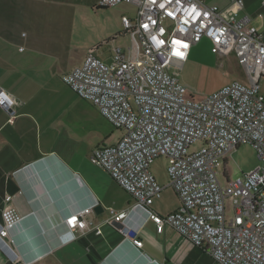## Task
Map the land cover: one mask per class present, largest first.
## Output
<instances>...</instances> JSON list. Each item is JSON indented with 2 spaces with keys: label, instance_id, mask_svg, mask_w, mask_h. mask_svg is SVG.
I'll list each match as a JSON object with an SVG mask.
<instances>
[{
  "label": "built area",
  "instance_id": "2783aa9c",
  "mask_svg": "<svg viewBox=\"0 0 264 264\" xmlns=\"http://www.w3.org/2000/svg\"><path fill=\"white\" fill-rule=\"evenodd\" d=\"M227 1L239 7L244 3ZM121 2L136 5L133 17H121L120 33L136 36L135 53L140 55L133 56V48L111 44L106 62L95 52L99 46H93L80 65L61 76L114 127L123 129L115 143L97 146L89 156L134 199L123 210L109 207L105 222L140 248L143 241L126 219L133 208H142L158 233L173 228L206 249L216 264H264V94L259 85L264 77V38L249 14L232 17L225 7L205 0H99L97 5ZM204 37L218 57L232 53L238 58L247 82L233 79L194 99L168 64L183 63L192 45ZM177 51L183 55H176ZM18 103L0 86V107L10 117ZM241 144L253 147L259 164L234 177L225 175L222 165L221 178L216 159ZM160 155L168 160L165 186L149 170ZM167 186L180 204L161 214L151 205ZM7 213L0 239L11 261L28 264L9 244V229L19 215L13 208ZM65 220L73 231L101 232L92 215L83 211Z\"/></svg>",
  "mask_w": 264,
  "mask_h": 264
},
{
  "label": "crops",
  "instance_id": "0c3cea01",
  "mask_svg": "<svg viewBox=\"0 0 264 264\" xmlns=\"http://www.w3.org/2000/svg\"><path fill=\"white\" fill-rule=\"evenodd\" d=\"M205 1L225 7L232 17L249 14L264 38V0H244L243 7L227 0ZM98 2L0 0V86L19 101L13 117L0 107V226L9 217L7 209L13 208L19 219L9 229V244L28 264H216L206 249L173 228L158 233L142 208H133L126 219L143 241L140 248L105 222L109 207L123 210L134 199L89 156L95 147L115 143L123 129L61 78L93 46L105 45L109 59L111 44L130 49L135 41L138 48L134 34L120 33L121 17H133L136 5L100 7ZM105 8L112 9L110 15H103ZM92 14L101 16L97 26L107 36L100 42H81L79 24H89ZM204 38L192 45L189 57L206 46L201 44ZM259 85L264 94V77ZM238 147L221 157L233 155ZM224 172L230 176L227 167ZM155 200L151 208L161 214L180 204L178 199L172 209L162 210ZM79 211L91 214L101 232L70 229L65 219ZM10 255L0 239V264H16Z\"/></svg>",
  "mask_w": 264,
  "mask_h": 264
},
{
  "label": "rangeland",
  "instance_id": "374dc122",
  "mask_svg": "<svg viewBox=\"0 0 264 264\" xmlns=\"http://www.w3.org/2000/svg\"><path fill=\"white\" fill-rule=\"evenodd\" d=\"M110 10L112 9L105 8L103 10V15H110ZM100 18L101 16L92 14L88 17L89 24L87 22L86 24L83 22L79 24L81 29L79 40L81 42H100L101 39L104 41V38H106L104 36H107V31H105V29L103 30L102 27L97 26L98 23L102 21H100ZM91 23L94 24L91 25ZM203 41L204 42L201 44L206 46H203L198 54H191L190 57L188 56V60L185 63L168 64V70L171 73L177 74L187 87L188 91L191 92L194 99L201 98L204 94L218 89L233 79L246 82V74L239 66V60L234 54L231 53L229 55L218 57L211 51L209 42L205 38ZM132 46L133 51L131 54L133 56L140 55L139 53H135V50L137 49V43L135 41H132ZM97 53L101 58H105L106 62H110L107 47L105 45L99 47ZM198 145L199 143L197 142L192 145V148ZM246 145L239 146L238 150L233 152V155L228 157H218L216 159L217 168L220 172L221 178H223L221 175L223 171L222 162L225 158L226 167L230 177L240 175L242 172H247L250 168L259 163L253 147L249 144ZM167 164L168 160L162 155L154 158L149 164L150 172L157 182L163 186L168 183V174L166 170ZM178 199L179 198L175 195L174 190L170 186H167L162 190L161 196L157 197L155 202H159L162 210H170L175 206Z\"/></svg>",
  "mask_w": 264,
  "mask_h": 264
},
{
  "label": "snow or ice",
  "instance_id": "6c2138e0",
  "mask_svg": "<svg viewBox=\"0 0 264 264\" xmlns=\"http://www.w3.org/2000/svg\"><path fill=\"white\" fill-rule=\"evenodd\" d=\"M173 43L180 44L181 42L180 41H174ZM184 47H187V45H184ZM176 55H183V53L180 51H177Z\"/></svg>",
  "mask_w": 264,
  "mask_h": 264
},
{
  "label": "water",
  "instance_id": "95a60500",
  "mask_svg": "<svg viewBox=\"0 0 264 264\" xmlns=\"http://www.w3.org/2000/svg\"><path fill=\"white\" fill-rule=\"evenodd\" d=\"M94 210H97V205L95 206Z\"/></svg>",
  "mask_w": 264,
  "mask_h": 264
}]
</instances>
